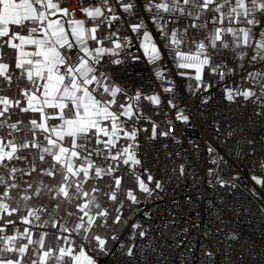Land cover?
<instances>
[{
	"label": "snow or ice",
	"instance_id": "snow-or-ice-1",
	"mask_svg": "<svg viewBox=\"0 0 264 264\" xmlns=\"http://www.w3.org/2000/svg\"><path fill=\"white\" fill-rule=\"evenodd\" d=\"M144 62L153 80L127 87ZM217 89L264 118V0H0V264H151L168 189L143 142L179 143L180 101ZM206 152L209 185L264 200V145L246 175Z\"/></svg>",
	"mask_w": 264,
	"mask_h": 264
},
{
	"label": "built area",
	"instance_id": "built-area-1",
	"mask_svg": "<svg viewBox=\"0 0 264 264\" xmlns=\"http://www.w3.org/2000/svg\"><path fill=\"white\" fill-rule=\"evenodd\" d=\"M121 76L129 88L153 80L146 62ZM213 95L215 99L206 106L193 97L180 101L191 117L187 125L176 123L179 143L143 142L145 163L163 177L168 189L162 199L150 204L154 218L149 239L156 249L149 256L151 264H264V200L251 195L253 185L246 188L237 181L238 188L225 190L206 182L209 145L225 158L227 172L246 175L244 153L253 147L260 151L264 145V118L256 117L250 108L227 104L218 89ZM233 131L236 134L228 136ZM245 138L253 145L245 143ZM194 144L200 145L199 151ZM180 164L186 167L185 176L179 175ZM233 233L239 241L229 239ZM204 251L213 253L211 260L202 255ZM100 264H110V260L101 258Z\"/></svg>",
	"mask_w": 264,
	"mask_h": 264
}]
</instances>
